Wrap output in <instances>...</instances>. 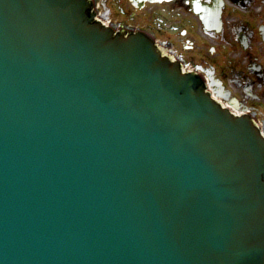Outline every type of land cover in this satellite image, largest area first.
<instances>
[{"label": "water", "instance_id": "95a60500", "mask_svg": "<svg viewBox=\"0 0 264 264\" xmlns=\"http://www.w3.org/2000/svg\"><path fill=\"white\" fill-rule=\"evenodd\" d=\"M85 0H0V264H264V143Z\"/></svg>", "mask_w": 264, "mask_h": 264}, {"label": "flooded vegetation", "instance_id": "af4514ba", "mask_svg": "<svg viewBox=\"0 0 264 264\" xmlns=\"http://www.w3.org/2000/svg\"><path fill=\"white\" fill-rule=\"evenodd\" d=\"M89 2L96 22L115 33L147 36L264 136V0ZM202 19L213 27L206 29Z\"/></svg>", "mask_w": 264, "mask_h": 264}]
</instances>
